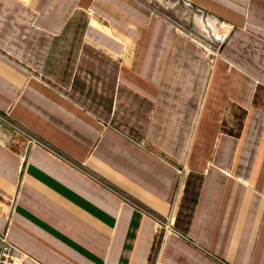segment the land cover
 <instances>
[{"label":"crops","instance_id":"1","mask_svg":"<svg viewBox=\"0 0 264 264\" xmlns=\"http://www.w3.org/2000/svg\"><path fill=\"white\" fill-rule=\"evenodd\" d=\"M189 1L214 60L141 0H0L19 264H264V0Z\"/></svg>","mask_w":264,"mask_h":264},{"label":"rangeland","instance_id":"2","mask_svg":"<svg viewBox=\"0 0 264 264\" xmlns=\"http://www.w3.org/2000/svg\"><path fill=\"white\" fill-rule=\"evenodd\" d=\"M141 1L169 17L177 28L180 27L192 35L211 60L221 54L223 35H225L224 28L208 11L189 0Z\"/></svg>","mask_w":264,"mask_h":264},{"label":"built area","instance_id":"3","mask_svg":"<svg viewBox=\"0 0 264 264\" xmlns=\"http://www.w3.org/2000/svg\"><path fill=\"white\" fill-rule=\"evenodd\" d=\"M11 124V123H10ZM170 227V225H167ZM16 245L10 240L8 232H0V264H19V257L15 254Z\"/></svg>","mask_w":264,"mask_h":264}]
</instances>
